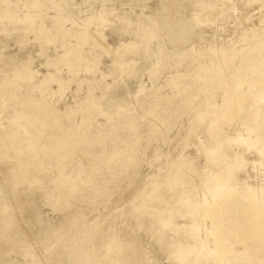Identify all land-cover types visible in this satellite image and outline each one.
<instances>
[{
    "label": "rangeland",
    "instance_id": "1",
    "mask_svg": "<svg viewBox=\"0 0 264 264\" xmlns=\"http://www.w3.org/2000/svg\"><path fill=\"white\" fill-rule=\"evenodd\" d=\"M11 1L17 20L0 19V264H264V0H224L226 4L222 0H175L178 8L171 6L173 0H150L153 10L168 6L166 17L174 19L170 26L179 30L173 41L162 29L160 34L166 39L161 38L169 45L155 77L149 71H137L146 62L121 50L129 37L115 34L111 27L116 24L97 16L103 7L100 0H73L74 9L82 12L79 19L95 14V24L89 26L61 17V0H37L42 5L32 23L25 20L24 7L36 0ZM0 6L2 13L6 5L0 1ZM216 7L229 12H216ZM95 25L108 48L89 42ZM80 50L97 61L95 69L86 68ZM117 50V55L110 52ZM70 55L74 62L67 59ZM30 57V76L20 78ZM56 73L65 81L72 80L63 95L55 83L47 98L37 88L31 89L44 75ZM133 74L149 87L133 97V104L112 113L110 120L95 110L90 115L77 108L88 84H94L97 97L103 92L118 94L119 84L130 82ZM58 112L71 117L56 118ZM4 136L10 143L4 142ZM236 154L249 163L241 175L247 185L235 181V174L232 179L224 174L219 176V183L224 178L219 192L206 189L208 183L200 179L206 165L210 163L208 170L214 173V164H233ZM196 188L213 196L205 197ZM171 217L184 227L199 220L175 232L170 228ZM185 246H191V251Z\"/></svg>",
    "mask_w": 264,
    "mask_h": 264
},
{
    "label": "bare ground",
    "instance_id": "2",
    "mask_svg": "<svg viewBox=\"0 0 264 264\" xmlns=\"http://www.w3.org/2000/svg\"><path fill=\"white\" fill-rule=\"evenodd\" d=\"M1 2H3V4L4 5H6L5 7V9H4V11L2 12V10H1V12L2 13H0V19L2 18V20H5V18H7V19H12V20H17V19H15V18H18L17 17V14H16V12H15V10H13V7H15V4H14V2H12L11 0H0ZM22 1V0H21ZM60 1V0H59ZM62 2H63V5L62 4H60L62 7H61V12H62V14H60V16L62 17L63 16V18L65 19H68V22L70 21L72 24H82V25H85V26H87L88 24L90 25L93 21V18H95V17H91L90 15H87L85 18H83V19H79V16H81V11L78 9H74V2H73V0H61ZM72 1V2H71ZM85 1V0H84ZM88 0H86V2H87ZM171 2L170 0H162V2L163 3H166V2ZM214 1V0H213ZM217 0H215V2H216ZM223 2H224V0H222ZM227 1V0H226ZM228 1H230V0H228ZM25 2V1H24ZM62 2H60V3H62ZM99 2H101L102 4H101V6L103 5V7H102V10H101V12L98 14L97 13V16L98 15H103V16H105L108 20H109V22L113 25V24H116L115 26H113V27H111L112 28V30H113V32L115 33V34H119V32H121V34H124V35H127V37H129V40L128 41H123L122 42V47H121V50H127V52H129V53H132V54H134V57L136 56V57H138L139 59H140V61H145L146 62V65H145V67L142 69H140V70H137V71H143V70H145V71H149L150 72V75H151V77H155V75H159V73L158 74H155L156 73V68H158V66H160L161 64V62H162V58H161V55H162V52H163V50H164V48H166L167 47V45H169V44H167L166 43V40H163L165 37L164 36H162V34H160L161 32H162V29H165L166 30V32H164V35L166 36L167 34H170V36L171 37H169L168 36V38L169 39H173V41H175V39H177V37L179 36L178 35V31H177V29L175 30V26L173 27V26H170L171 25V22L172 21H174V19L173 20H171V18H173V17H171V18H167L166 16V14L167 13H169V9L167 8V7H161V8H159V9H155V10H153L152 9V7H151V5H150V0H100ZM218 2V1H217ZM172 3H173V5H171V6H176V5H179V3L177 2V1H175V0H173L172 1ZM212 3H214V2H212ZM221 3V2H220ZM225 3V2H224ZM264 3V2H263ZM2 4V3H1ZM27 4H30V3H27ZM59 4V3H58ZM171 4V3H170ZM181 4H182V2H181ZM208 4V3H207ZM226 4V3H225ZM25 5V4H24ZM38 5L39 6H41L40 4H39V2L36 0V2H33V3H31L28 7H24L25 9H27V10H25L26 12H25V20H29V21H31V23H32V21L33 20H35L38 16H36L37 15V12L35 13V11H36V9H37V7H38ZM163 5V4H162ZM217 5V4H216ZM219 5V4H218ZM217 5V6H218ZM205 6V5H204ZM208 6V5H207ZM212 6H214V4H212ZM262 6V5H261ZM1 7V6H0ZM3 7V6H2ZM2 7H1V9H2ZM172 7V8H173ZM177 7V6H176ZM222 7V6H221ZM259 7V6H258ZM23 8V9H24ZM178 8V7H177ZM208 8V7H207ZM211 8H215V7H211ZM217 8V7H216ZM227 8V7H226ZM225 8V9H226ZM262 8H263V6H262ZM100 9H101V7H100ZM210 9V8H209ZM218 9V8H217ZM220 9V8H219ZM218 9V10H219ZM223 9V8H222ZM229 9V8H228ZM233 9V8H232ZM264 9V8H263ZM172 10H175V8L174 9H172ZM181 10V9H180ZM183 10V9H182ZM194 10H197V9H194ZM193 10V11H194ZM199 10V9H198ZM24 11V10H23ZM178 10H176V12H177ZM192 11V12H193ZM210 11V10H209ZM209 11L207 10L206 12H208V14H209ZM213 11V10H212ZM216 11V10H215ZM227 11V10H226ZM233 11H235L238 15H239V13L236 11V10H234L233 9ZM232 11V12H233ZM259 11H260V9H259ZM88 12V11H87ZM99 12V11H98ZM202 12V11H201ZM200 12V13H201ZM216 12H220V10L219 11H216ZM224 11H221L220 13H223ZM229 12V11H228ZM228 12L226 13V12H224V14L226 13V14H228ZM230 12H231V10H230ZM39 13V12H38ZM96 13V12H95ZM202 13H204V12H202ZM235 13V14H236ZM180 14V13H179ZM193 14H195V13H193ZM207 13H205L204 15H206ZM207 14V15H208ZM233 14V13H232ZM261 14V13H260ZM170 15V14H169ZM168 15V16H169ZM176 15H177V13H176ZM176 15L174 16V18L176 17ZM200 15V14H199ZM199 15H197V18H199L198 16ZM207 15L205 16V17H207ZM219 15V14H218ZM217 15V16H218ZM222 15V14H221ZM220 15V16H221ZM234 15V14H233ZM237 15V16H238ZM264 15V14H263ZM172 16H173V14H172ZM235 17H236V15H234ZM252 16V15H251ZM257 16V15H256ZM60 17V18H61ZM205 17H204V22H205ZM234 17V18H235ZM245 17V16H244ZM260 18H261V16H259ZM4 18V19H3ZM14 18V19H13ZM104 18V17H103ZM182 18L183 17H181V20H182ZM185 18V17H184ZM183 18V19H184ZM196 18V17H195ZM208 18V17H207ZM221 18V17H220ZM242 18V17H241ZM22 19V18H21ZM24 19V18H23ZM79 19V20H78ZM100 19H102V18H100ZM194 19V18H193ZM193 19H191V20H193ZM228 19V18H227ZM238 19V18H237ZM262 19H263V17H262ZM24 20V21H25ZM95 20V19H94ZM106 20V19H105ZM105 20H103V21H105ZM185 20V19H184ZM197 20L198 19H196V22H197ZM201 20V19H200ZM199 20V21H200ZM11 21V20H10ZM96 21H97V19H96ZM95 21V22H96ZM175 21H176V19H175ZM178 21V20H177ZM176 21V22H177ZM195 21V20H194ZM198 21V22H199ZM203 21V20H202ZM241 21V20H240ZM263 21H264V19H263ZM62 22H64V21H62ZM100 22V21H99ZM175 22V23H176ZM191 22V21H190ZM193 22V21H192ZM195 22V23H196ZM262 22V21H261ZM29 23V22H28ZM30 23V24H31ZM35 23H36V21H35ZM34 23V24H35ZM98 23V22H97ZM174 23V22H173ZM172 23V24H173ZM182 23V22H181ZM194 23V22H193ZM194 23V24H195ZM201 23V22H200ZM95 23L93 22V25H94ZM101 24V23H100ZM190 25H191V23H189ZM203 24V23H202ZM228 24V23H227ZM262 25H264L263 24V22L261 23ZM88 25V26H89ZM199 25V24H198ZM96 26V30L94 31V32H92V35H90L92 38L90 39L91 41H89V42H92L93 41V43H95V44H93V45H95L94 47H96L97 46V48H104V49H106V48H108V44H107V42H106V40H105V38H104V36L101 34L102 33V30L101 29H99L98 27H99V25L97 26V25H95ZM217 26V25H216ZM238 26V25H237ZM29 27H31L30 25H29ZM177 27H179L178 25H177ZM184 27V26H183ZM241 27V26H240ZM90 28V27H89ZM101 28H102V26H101ZM180 28V27H179ZM222 28V27H221ZM252 28V27H251ZM93 29V28H92ZM94 29H95V27H94ZM184 29V28H183ZM226 29H227V27H226ZM71 30V29H70ZM186 30V29H185ZM218 30H219V28H218ZM224 30H225V28H224ZM228 30V29H227ZM255 30V29H254ZM87 31V30H86ZM241 31V30H240ZM264 31V30H263ZM91 32V31H90ZM195 32V31H194ZM213 32V31H212ZM244 32V31H243ZM258 32V31H257ZM256 32V33H257ZM260 32V31H259ZM70 33V32H69ZM233 33V32H232ZM77 34V33H76ZM81 34V33H80ZM160 34V36L159 37H157L158 35ZM227 34V33H226ZM235 34V33H234ZM238 34V33H237ZM239 34H242V33H240L239 32ZM73 35V34H72ZM155 35H157L156 37H154ZM81 37H82V35H80ZM79 36V37H80ZM161 36L162 37H164L163 39L161 38ZM211 36V35H210ZM244 36V35H243ZM261 36V35H260ZM73 37V36H72ZM75 37H78V36H75ZM85 37V36H84ZM228 37V36H227ZM262 37V36H261ZM88 38V37H87ZM157 38V44L155 43L156 41H155V39ZM181 38V37H180ZM206 38V37H205ZM210 38V37H209ZM208 38V39H209ZM221 38H222V36H221ZM260 38V37H259ZM38 39H40V38H38ZM166 39V38H165ZM213 39V38H212ZM228 39V38H227ZM83 40V39H82ZM84 40H86V39H84ZM185 40V39H184ZM183 40V41H184ZM240 40V39H239ZM261 40V39H260ZM155 41V42H154ZM258 41H259V39H258ZM86 42H88V41H86ZM86 42H85V46H86ZM168 42V41H167ZM180 42V41H179ZM175 43V42H174ZM199 43V42H198ZM212 43V42H211ZM223 43H225V42H223ZM81 44V43H80ZM89 44V43H88ZM87 44V45H88ZM177 44V43H176ZM176 44L175 45H172L173 47L175 46V48H173V49H176ZM208 44V43H207ZM225 44H227V43H225ZM127 45H131V46H129L128 48L126 47ZM202 45V44H201ZM215 45V44H214ZM224 45V44H223ZM74 46V45H73ZM77 46V45H76ZM84 46V45H83ZM83 46L82 47H80V48H83ZM89 46V45H88ZM90 46H92V45H90ZM191 46V45H190ZM206 46V45H205ZM211 46V45H210ZM225 46V45H224ZM223 46V47H224ZM130 47H131V49H130ZM188 47V46H187ZM207 47V46H206ZM220 47V46H219ZM171 48V47H170ZM218 48V47H217ZM216 48V49H217ZM70 49V48H69ZM76 49H79V48H76ZM76 49H75V52H73V53H76L77 51H76ZM93 50V48H90V50ZM130 49V50H129ZM196 49V48H195ZM198 49V48H197ZM213 49H215L214 48V46H213ZM74 50V49H73ZM83 50V49H82ZM170 50V49H169ZM168 50V51H169ZM177 50V49H176ZM69 51V50H68ZM70 51H72V49L70 50ZM68 52V54H71L72 52ZM171 51H172V48H171ZM180 51V50H179ZM215 51H217V50H215ZM82 51L80 50L79 51V57L81 58V61L82 62H84V63H86V68L87 69H90V68H93L95 65H96V62L97 61H95V59L94 58H92V57H86L85 56V54H83V53H81ZM110 52H112V54L113 55H117V54H119V50H117V51H110ZM165 52V51H164ZM174 52V51H173ZM211 52V51H210ZM85 53V52H84ZM90 54H92L93 52H89ZM176 53H177V51H176ZM66 54H67V52H66ZM195 54V53H194ZM76 55V54H75ZM168 55V54H167ZM211 55V54H210ZM95 56V55H94ZM93 56V57H94ZM165 56V55H164ZM181 56V55H180ZM185 56V55H184ZM183 56V57H184ZM224 56V55H223ZM69 57H71V55L69 56ZM67 58V59H71L72 60V58L73 57H71V58ZM75 57V56H74ZM97 57V56H96ZM116 57V56H115ZM179 57V56H178ZM76 58V57H75ZM78 58V57H77ZM167 58V57H166ZM177 58V57H176ZM182 58V57H181ZM188 58V57H187ZM223 58H226V57H223ZM222 58V59H223ZM3 59L1 58V60H0V62L2 61ZM77 60V59H76ZM98 60V59H97ZM134 60H135V58H134ZM164 60V59H163ZM168 60V59H167ZM225 60V59H224ZM224 60H222L223 62H224ZM73 61V60H72ZM165 61V60H164ZM170 61V60H169ZM3 62V61H2ZM24 62H26V61H24ZM66 62V61H65ZM69 62V61H68ZM74 62V61H73ZM73 62H71V64L73 63ZM80 62V61H79ZM81 62V63H82ZM221 62V61H220ZM48 63H49V61H48ZM51 63V62H50ZM80 63V64H81ZM134 63V62H133ZM174 63V62H173ZM31 64H32V61H31V57L30 58H28V61L26 62V64L24 65V71L22 72V73H20V78H25L26 79V77L29 75V73H30V68H31ZM52 64V63H51ZM50 64V65H51ZM68 64V63H67ZM70 64V65H71ZM165 64V63H164ZM224 64H225V62H224ZM48 66V64H45V66ZM55 65V64H54ZM53 65V66H54ZM175 65H176V63H175ZM180 65V64H179ZM22 66V65H21ZM46 66V67H47ZM73 66H76V65H73ZM164 66V65H163ZM97 67H98V65H97ZM208 67V66H207ZM20 68V67H19ZM22 68V67H21ZM50 68V67H49ZM75 68V67H74ZM71 69V68H70ZM94 69H95V67H94ZM159 69V68H158ZM168 69V68H167ZM170 69V68H169ZM172 69V68H171ZM69 69H68V67H67V71H68ZM166 70V69H165ZM16 71V70H15ZM14 71V72H15ZM17 71H18V69H17ZM16 71V72H17ZM20 71V70H19ZM71 71H73V70H71ZM98 71V70H97ZM159 71V70H158ZM177 71H179V70H177ZM205 71V70H204ZM21 72V71H20ZM70 72V71H69ZM68 72V73H69ZM73 73V72H72ZM169 73V72H168ZM174 73H175V71H174ZM33 74V73H32ZM32 74H31V76H32ZM15 75V74H14ZM135 75L136 74H133V75H131V78H132V80L130 81V82H123V83H120L119 85H120V88L122 89L121 91H120V93H118V94H113V93H109V92H103V94H102V96L101 97H97L96 95H95V86H94V84L93 83H91V84H88V90H87V93H85L86 94V97L85 98H82V99H79V101L77 100V108L78 109H80V112H82V111H84L85 112V110H86V112H87V110H88V112L90 111H97V112H99L100 113V115H102V116H106L107 118H108V120H110V118H111V115H112V113H114V112H117V111H119V110H123V108L124 107H128V106H130L129 104H133V97L140 91V90H147L148 89V85L147 84H145V82L142 80V79H139V80H135ZM167 75V74H166ZM165 75V76H166ZM177 75V74H176ZM17 76V75H16ZM30 76V75H29ZM28 76V77H29ZM36 76V75H35ZM171 76V75H170ZM164 77V76H163ZM162 77V78H163ZM168 77V76H167ZM15 78V77H14ZM17 78H19V77H17ZM16 78V79H17ZM102 78H104L103 76H102ZM30 79V78H29ZM32 79V78H31ZM164 79V78H163ZM162 80V79H161ZM167 80H169V78L168 79H166V80H164V81H167ZM24 81H26V80H24ZM23 81V82H24ZM28 81H30V80H28ZM27 82V81H26ZM25 82V83H26ZM85 82V80L83 79V81H82V83H84ZM153 82V81H152ZM28 83V82H27ZM53 83H55V84H57L58 85V87H59V89H58V92L60 93V92H62V95L65 93V91H67L69 88H70V86H71V83H72V80L70 81H65V80H63V78L59 75V74H55V75H52V74H47V75H44V77H43V79L40 81V83L39 84H37L36 86H32L31 87V89H33V87L34 88H37L39 91V93L41 92V94H42V96L44 95H48V93L50 92V90H52L53 91V89L51 88V84H53ZM81 83V84H82ZM168 83V82H167ZM176 83V82H175ZM80 84V85H81ZM29 85V84H28ZM79 85V87H78V90L76 91V93H78V92H80L79 90V88L81 87ZM153 85V84H152ZM163 85V84H162ZM158 86V85H157ZM164 86H165V83H164ZM112 87H114V86H112ZM30 88V87H29ZM153 88V87H152ZM163 88V87H162ZM161 88V89H162ZM165 88V87H164ZM110 89V88H109ZM150 90H151V88H149ZM33 90H35V89H33ZM149 90V91H150ZM155 90V89H154ZM51 91V92H52ZM31 92V91H30ZM54 92V91H53ZM147 92V91H146ZM144 93V92H143ZM51 94V93H50ZM45 96V97H46ZM135 97H137V96H135ZM47 98V97H46ZM135 100H136V98H134ZM262 99V98H261ZM260 99V100H261ZM43 99H41V101H42ZM134 100V101H135ZM214 100V99H213ZM263 100H264V98L262 99V102H263ZM48 102V101H47ZM1 103V102H0ZM28 103V102H27ZM211 103V102H210ZM264 103V102H263ZM41 105H42V103H41ZM132 106V105H131ZM263 106V105H262ZM43 108H45V107H43ZM263 108V107H262ZM1 109V108H0ZM264 109V108H263ZM263 109H261V111H263ZM41 110H42V108H41ZM48 110V109H47ZM126 109H124V111H125ZM94 111V112H95ZM45 112V111H44ZM43 112V113H44ZM52 112V111H51ZM55 112V111H54ZM85 112V113H86ZM90 112L89 113H87V114H90ZM47 113V112H46ZM46 113L44 114V115H46ZM57 113V112H56ZM264 113V112H263ZM38 114H39V112H38ZM50 114H52V113H50ZM58 114H59V116L57 115V117L56 118H59V117H61L62 118V116H63V114H66V112L65 113H60V112H58ZM67 114H69V113H67ZM64 115V116H67V119H68V117H71V115L70 116H68V115ZM261 113H259V115H260ZM43 115V116H44ZM60 115H62V116H60ZM76 115H77V113H76ZM79 115V114H78ZM86 115V114H85ZM91 115V114H90ZM90 115L88 116V117H90ZM258 115V116H259ZM264 115V114H263ZM262 115V116H263ZM42 116V118H44ZM73 116V115H72ZM87 116V115H86ZM39 117V116H38ZM49 117V116H48ZM75 117V116H74ZM47 118V117H46ZM208 118V117H207ZM264 118V117H263ZM52 119H53V117H52ZM63 119V118H62ZM76 119V118H75ZM75 119H73V120H75ZM94 119V118H93ZM261 119V118H260ZM8 120V119H7ZM60 121H61V119H59ZM84 120V119H83ZM83 120H82V122H83ZM10 121V120H9ZM68 121V120H67ZM89 121V123H90V121L91 120H88ZM94 121H95V119H94ZM93 121V122H94ZM209 121V120H208ZM72 122V121H71ZM86 122H87V120H86ZM86 122H85V120H84V123L86 124ZM93 122H91V125L93 124ZM260 122H262V120H260ZM260 122L258 123L259 125H260ZM264 122V121H263ZM263 122H262V124H263ZM48 123V122H47ZM69 123V122H68ZM84 123H83V125H84ZM89 123H87V124H89ZM12 124V123H11ZM71 124V123H70ZM72 124H74V123H72ZM76 124H78L77 122H76ZM82 124V123H81ZM206 124V123H205ZM83 125L82 126H80L81 128H83ZM97 125V124H96ZM95 125V126H96ZM211 125H213V124H211ZM255 125V124H254ZM257 125V124H256ZM255 125V126H256ZM85 126V125H84ZM263 126V125H262ZM77 127V126H76ZM88 127V126H87ZM212 127V126H211ZM210 127V128H211ZM21 128V127H20ZM85 128V127H84ZM97 128V127H96ZM254 128V127H253ZM262 129V127H261V125H260V127H259V129ZM3 128H1V130H2ZM23 129V128H22ZM22 129H21V132H22ZM72 129V128H71ZM77 129V128H76ZM79 129V128H78ZM86 129V128H85ZM246 129H248V128H245V130ZM250 129V128H249ZM255 129H256V127H255ZM8 130H9V128H8ZM7 130V131H8ZM87 130V129H86ZM95 130V129H94ZM256 130H258V128L256 129ZM5 131V130H4ZM81 131H82V129H81ZM91 131V130H90ZM237 131V130H236ZM242 131V130H241ZM8 132H10V131H8ZM74 132V131H73ZM76 132V131H75ZM78 132H79V130H78ZM240 132V131H239ZM238 132V133H239ZM247 132V131H246ZM263 132H264V129H263ZM1 133H2V131H1ZM7 133V132H6ZM11 133V132H10ZM84 133V132H83ZM241 133V132H240ZM239 133V134H240ZM243 133V132H242ZM262 133V132H261ZM3 134V133H2ZM5 134V133H4ZM86 134V133H85ZM94 134V133H93ZM8 135H9V133H8ZM12 135H14L13 133H12ZM72 135V134H71ZM70 135V136H71ZM241 135H243V134H241ZM250 135V134H249ZM248 135V136H249ZM6 136H7V134H6ZM6 136H4V137H6ZM68 136V135H67ZM213 136H214V134H213ZM233 136V135H232ZM237 136H238V134H237ZM256 136H259L258 135V133L256 134ZM13 137V136H12ZM11 137V138H12ZM238 137H240V136H238ZM237 137V138H238ZM242 137V136H241ZM240 137V138H241ZM245 137H246V135H245ZM245 137L243 138V139H245ZM260 137H262V136H260ZM240 138H238V139H240ZM249 138V137H248ZM263 139H264V137H262ZM261 138V139H262ZM118 140H119V138H117ZM206 139V138H205ZM242 139V140H243ZM246 139H247V137H246ZM245 139V140H246ZM250 139V138H249ZM248 139V140H249ZM256 139H258V137L256 138ZM260 139V138H259ZM5 140V139H4ZM9 140H11V139H9ZM19 140V139H18ZM66 140V139H65ZM117 140V141H118ZM210 141H211V139H209ZM245 140L243 141L244 143H248V142H245ZM7 141V137H6V140L4 141V142H6ZM17 141V140H16ZM31 141V140H30ZM67 141V140H66ZM116 141V140H115ZM241 141V140H240ZM9 141H7V143H8ZM107 142V141H106ZM120 142V141H119ZM117 143V145H119L120 143ZM237 142V141H236ZM6 143V144H7ZM10 143V142H9ZM18 143V142H17ZM72 143V142H71ZM115 143V142H114ZM212 143V142H211ZM242 143V142H241ZM12 144V143H11ZM34 144H35V142H34ZM107 144V143H106ZM105 144V145H106ZM122 144V143H121ZM120 144V145H121ZM7 146V145H6ZM9 147V146H8ZM245 148H247V147H245ZM244 148V149H245ZM249 148V147H248ZM247 148V149H248ZM184 149V148H183ZM217 149V148H216ZM250 149V148H249ZM242 150H243V148H242ZM106 151V150H105ZM190 151V150H189ZM214 151V150H213ZM238 151V150H237ZM258 151V150H257ZM215 152V151H214ZM217 152V151H216ZM242 152H244V151H242ZM246 152V151H245ZM244 152V153H245ZM250 152V151H249ZM254 152V151H253ZM208 153V152H207ZM207 153H205V154H207ZM240 153V152H239ZM247 153V152H246ZM251 153V152H250ZM258 153H259V151H258ZM111 154V153H110ZM213 154V153H212ZM212 154H210V155H212ZM241 154V153H240ZM240 154H236L237 155V158H236V160H235V162L233 161V164H230V165H224V164H220V163H218V164H214L213 165V168H215L214 169V173L213 172H210L208 169H209V167H211L212 165L210 164V163H208L209 165H206V167L204 168V170H202V175L201 176H203V177H201L199 174H197L198 176L197 177H199L200 176V179L202 178H204L205 179V181L208 183H206L205 181V185L207 184L208 186H206V189H210V190H215V192L217 191V192H219V189H220V187H221V185H223L224 184V178H221L222 180H221V183H219L218 181L220 180L219 178V176H221V177H224L226 174H230V179H232L233 177H234V174H235V181H238V182H241L242 184H246L247 185V183H248V180L247 179H243L242 177H241V175H242V173L245 171V168L247 167V164H249V163H247V161H244V160H242L241 158H240ZM253 154H255V153H253ZM90 155V154H89ZM92 155V154H91ZM180 155V154H179ZM183 155V154H182ZM182 155H180V156H182ZM246 155V154H245ZM259 155H261V154H259ZM209 156V155H208ZM214 156H215V154H214ZM256 156L258 157V154H256ZM91 157V156H90ZM94 157H96V156H94ZM93 157V158H94ZM211 157V156H210ZM212 157H213V155H212ZM242 157V156H241ZM244 157V156H243ZM246 157V156H245ZM234 158V159H235ZM248 158V157H247ZM262 158V156L260 157L259 156V158L257 159L258 161L260 160ZM94 159H96V158H94ZM94 159H92L93 160V163H95L96 162V160H95V162H94ZM245 159V158H244ZM254 159H255V157H254ZM254 159H252V161L254 160ZM173 160V159H172ZM211 160V159H210ZM264 160V159H263ZM176 161V160H175ZM218 161V160H217ZM249 161H250V159H249ZM256 161V160H255ZM212 162V161H211ZM219 162V161H218ZM260 163L262 162V159H261V161H259ZM258 162V163H259ZM217 163V162H216ZM253 165L255 164V162L253 163V162H251ZM257 163V162H256ZM257 163V164H258ZM61 164H62V162H61ZM261 164H263V162L261 163ZM257 165H255V167H256ZM259 166H260V164H259ZM95 167V166H94ZM260 167H263V165L262 166H260ZM63 168V167H62ZM212 168V167H211ZM257 168V167H256ZM60 169H61V167H60ZM253 169L255 170V168L253 167ZM191 170V169H190ZM244 170V171H243ZM247 170V169H246ZM257 170V169H256ZM256 170H255V172H256ZM89 171V170H88ZM192 171V170H191ZM239 171V172H238ZM90 172V171H89ZM88 172V173H89ZM196 172V171H195ZM194 172V173H195ZM200 172H201V170H200ZM259 172H260V170H259ZM264 172V171H263ZM47 173V172H46ZM167 173V172H166ZM246 173V172H245ZM258 173V172H257ZM60 174V173H59ZM165 174V173H164ZM225 174V175H224ZM244 174V173H243ZM262 174V173H261ZM260 174V175H261ZM160 175H163V174H160ZM195 175H196V173H195ZM257 175H259V174H257ZM263 175V174H262ZM247 176V175H246ZM163 177H164V175H163ZM262 177V176H261ZM91 178V177H90ZM172 178V177H171ZM228 178V177H227ZM247 178V177H246ZM250 178V176H248V179ZM264 178V177H263ZM59 179H61V178H59ZM161 180H162V178H160ZM257 179V178H256ZM260 179V178H259ZM36 180V179H35ZM258 180V179H257ZM95 181V180H94ZM230 180H227V181H225V182H229ZM259 181V180H258ZM98 182V181H97ZM160 182V181H159ZM237 183V182H236ZM204 186V185H203ZM203 186H201L202 188L201 189H204L203 188ZM198 187V186H197ZM225 187V186H224ZM233 187V186H232ZM19 188V187H18ZM229 188V187H228ZM196 189H198V192H200L199 191V188H196ZM196 189H195V192H196V194L198 193L197 191H196ZM194 190V189H193ZM209 190V191H210ZM258 190V189H257ZM260 190V189H259ZM258 190V191H259ZM261 190H263L262 192H264V187H261ZM203 191V190H202ZM201 191V192H202ZM207 191V190H206ZM209 191H207V192H209ZM222 191V190H221ZM227 191H229V190H227ZM174 192V191H173ZM214 192V193H215ZM251 192H252V190H251ZM262 192H259V193H262ZM213 193V192H212ZM201 194V193H200ZM202 194H203V192H202ZM201 194V195H202ZM208 193H205V197H211V196H213L212 194H210V196H209V194H208V196H206ZM262 195V194H261ZM198 196H199V194H198ZM259 196V195H258ZM200 197H202V196H199V198H197V199H199L200 200ZM262 197V196H261ZM185 198H187V197H185ZM189 200V199H188ZM192 200H195V199H192ZM202 200V199H201ZM211 200V199H210ZM190 201H191V199H190ZM197 201V200H196ZM196 201H194V202H196ZM207 201H208V199H207ZM213 202V201H212ZM259 202L261 203V198H260V200H259ZM113 203V202H112ZM186 203V202H185ZM200 202H198L197 204H199ZM184 204V203H183ZM116 205V204H115ZM186 205V204H185ZM190 205V203H188V205L187 206H189ZM193 207V206H192ZM3 208H5V207H3ZM9 208V207H8ZM8 208H7V211H9L8 210ZM193 209V208H192ZM205 209V208H204ZM195 212L196 214H198L194 209L191 211V212ZM202 212V211H201ZM200 212V214H202ZM4 213V212H3ZM8 213V212H7ZM180 213V212H179ZM186 214H187V212H185ZM175 214V213H174ZM181 214V213H180ZM183 214V213H182ZM189 214V213H188ZM192 214V213H191ZM10 215V214H9ZM11 215H12V213H11ZM194 215V214H193ZM14 216V215H13ZM180 216V215H179ZM185 215H183L182 217H184ZM200 216V215H199ZM202 216V215H201ZM200 216V217H201ZM7 217V216H6ZM174 217H176V216H174ZM177 217H178V214H177ZM187 216H185L184 218H186ZM189 217V216H188ZM196 217V216H195ZM193 218V217H192ZM197 218H198V215H197ZM12 219V218H11ZM161 219V218H160ZM176 219V218H175ZM178 219V218H177ZM196 219V218H195ZM171 223H172V227H170V228H172V230L173 231H175V232H179L180 230H182V231H184V228L186 229V226H190V224H191V222H190V224L189 225H185V227L183 226V225H179V224H177L176 223V221H171L172 220V217H171V219H168ZM196 220H199V219H196ZM196 220H193V221H195L196 222ZM202 220V219H201ZM10 221V220H9ZM164 222V221H163ZM193 223V224H196V223ZM202 222H203V220H202ZM168 224V223H167ZM199 224V223H198ZM200 224H201V222H200ZM205 224V223H204ZM192 225V224H191ZM197 225V224H196ZM204 226V225H203ZM193 227V226H192ZM205 227V226H204ZM188 228L189 227H187V230H188ZM194 228H196L195 226L193 227V229ZM192 229V228H191ZM193 229L191 230V231H193ZM202 229H204L203 227H202ZM196 230V229H195ZM186 231V230H185ZM189 231V230H188ZM200 232H201V230H200ZM199 232V233H200ZM206 232V231H205ZM208 232H210V230L208 231ZM189 233V232H188ZM192 233V232H191ZM190 233V234H191ZM202 233V232H201ZM204 233V232H203ZM207 233V232H206ZM206 233H204V234H206ZM203 234V235H204ZM212 234V233H211ZM200 235V234H199ZM207 235H209V234H207ZM206 235V236H207ZM190 237H191V235H189ZM193 236V235H192ZM202 236V235H201ZM201 236H198V237H201ZM205 236V237H206ZM210 236V235H209ZM194 238V237H193ZM204 238V237H203ZM202 238V239H203ZM141 239V238H140ZM195 239H197V238H195ZM205 239V238H204ZM203 239V240H204ZM198 241H200V239L198 240ZM202 241V240H201ZM204 242V241H203ZM202 242V244H204ZM184 243V242H183ZM186 243V242H185ZM199 243V242H198ZM194 246L197 244H195V243H192ZM201 244V242H200V244H199V246L200 245H202ZM203 246V245H202ZM207 246V245H206ZM193 247V246H192ZM204 247H205V245H204ZM185 248H187V249H189L190 248V251H191V246L189 247H186L185 246ZM194 249H195V247H193ZM192 248V249H193ZM184 249V248H183ZM182 249V250H183ZM193 249V250H194ZM196 249H197V246H196ZM206 249V247L204 248V250ZM186 250V249H185ZM200 250L202 251L203 250V247H201V249L199 248V253H200ZM215 250L216 249H214V253H215ZM189 251V250H188ZM187 251V252H188ZM198 251V250H197ZM207 251V250H206ZM208 251H209V249H208ZM180 252H181V250H180ZM186 252V253H187ZM193 252H195V251H193ZM204 252V251H203ZM203 252H202V254H203ZM216 252H217V250H216ZM184 253V252H183ZM205 253V252H204ZM211 253V252H210ZM193 254V253H192ZM197 254H198V252H197ZM202 254H200V255H202ZM213 254V253H212ZM205 255H208V254H206L205 253ZM205 255H203V256H205ZM215 255V254H214ZM185 256V255H184ZM199 256V255H198ZM198 256H196V258L198 257ZM190 257H192L193 258V260L195 259L193 256H191V252H190ZM200 257V256H199ZM202 257V256H201ZM208 257V256H207ZM206 257V258H207ZM209 257H211V255H209ZM209 257H208V259H209ZM218 257H220V256H218ZM191 258V259H192ZM205 258V257H204ZM203 257H202V261H203V259H204ZM214 258V257H213ZM187 259V258H186ZM190 259V258H189ZM189 259H187L188 260V262H189ZM190 259V260H191ZM208 259H206V260H208ZM199 261H201V259L199 258ZM183 262V261H182ZM193 262V261H192ZM198 262V260L196 261V263ZM201 263V262H200ZM182 264H186V263H182ZM189 264H190V262H189ZM206 264V263H205Z\"/></svg>",
    "mask_w": 264,
    "mask_h": 264
}]
</instances>
